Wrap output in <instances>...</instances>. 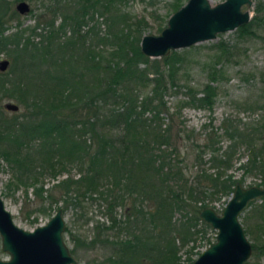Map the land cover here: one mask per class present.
Segmentation results:
<instances>
[{
	"label": "trees",
	"instance_id": "16d2710c",
	"mask_svg": "<svg viewBox=\"0 0 264 264\" xmlns=\"http://www.w3.org/2000/svg\"><path fill=\"white\" fill-rule=\"evenodd\" d=\"M123 1L51 0L32 25L17 20L8 30L18 14L6 13L0 0V51L10 57L0 99L21 108L7 114L0 105V157L13 181L32 187L40 210L58 201L62 211L84 198L96 203L104 219L84 245L108 251L109 264H190L196 235L211 228L199 209L242 181L226 172L238 145L249 150L243 174L255 172L264 184V121L245 130L224 116L197 132L174 122L181 104L211 109L226 46L215 44L201 94L186 85V99L171 109L164 95L179 87L181 54L144 55L138 42L146 23L120 11ZM94 13H104L103 29L91 22ZM254 19L237 26L238 34H252ZM63 172L48 187L39 181ZM259 199L254 228L264 235ZM188 242L181 263L178 249Z\"/></svg>",
	"mask_w": 264,
	"mask_h": 264
},
{
	"label": "rangeland",
	"instance_id": "374dc122",
	"mask_svg": "<svg viewBox=\"0 0 264 264\" xmlns=\"http://www.w3.org/2000/svg\"><path fill=\"white\" fill-rule=\"evenodd\" d=\"M6 13L14 10V4L18 0H6ZM29 4V10L25 13H18V18H10L6 23L8 30H12L16 22L20 26L32 25L39 11H42L46 4L51 0H25ZM186 0H124L116 7L126 13L131 20H142L145 22L142 34L158 33L157 27L160 29L166 24L168 15L174 10L171 7L172 2L178 3L180 6ZM220 0H210L215 3ZM241 9H247L250 18L255 17L251 24L252 34H238L236 28L216 33L212 39L195 42L187 47L176 48L181 54V64L177 72L178 89L169 91L164 95L166 103L173 109L182 99H186V85H191L196 91V95H200V88L207 81L206 72L207 64L211 62L214 53V47L217 42H222L226 46L227 59L220 67L221 76L215 81H211L215 85L214 102L210 110L206 108L196 107L190 104H181L178 109V118H174V122L179 123L182 120L186 128H191L197 132L203 124L210 123L216 126L220 123L224 116L232 119L233 123L238 124L241 129L258 128L264 121V0H252L248 6L241 5ZM32 10V11H31ZM249 18V19H250ZM56 18L55 23H57ZM91 22L97 23L98 29L105 27L107 19L104 13L99 15L94 13ZM38 30V29H37ZM141 34V35H142ZM8 60L7 67H10V57L3 51H0V59ZM152 58V57H151ZM4 101L15 102L13 98L0 99V105L3 111L10 114V110L2 106ZM21 108L18 107L17 111ZM256 133V132H255ZM255 137L256 135L253 134ZM259 139H256V146L259 145ZM223 143L226 140L222 141ZM249 150L243 145H238L232 154L230 167L226 170L233 177L239 178L242 175V185L257 184L259 175L255 172H242L240 163L243 162ZM70 173L75 174L74 168H70ZM65 172L58 174L56 177L44 175L39 181L44 187H48L56 179L64 177ZM10 180V181H9ZM0 195L3 198L5 207L11 212L13 221L24 229H31L36 225L44 223L49 216L60 205V201L51 205L50 208L40 210L38 200L32 194V187H24L18 185L10 177L8 166L0 157ZM228 195H221L218 199L209 202V206L213 207L217 212L223 207ZM260 199H253L239 213L238 219L243 231L252 245L250 256L243 264H264V235L255 230L254 223L258 221L256 211L259 207ZM62 212L64 219V229L62 238L69 249V252L76 264H109L106 259L108 251L97 246L86 247L84 242L87 241L92 234V225L96 220L104 219L103 212L97 207L96 203L90 202L85 198L81 202V207H72L68 205ZM214 229L209 228L202 235H196V242L193 251H200L206 247L209 241L214 239ZM78 240H76V239ZM186 245L178 249L179 261L184 263V250L190 245ZM193 252L190 257H195ZM7 253L0 249V258H6Z\"/></svg>",
	"mask_w": 264,
	"mask_h": 264
},
{
	"label": "water",
	"instance_id": "95a60500",
	"mask_svg": "<svg viewBox=\"0 0 264 264\" xmlns=\"http://www.w3.org/2000/svg\"><path fill=\"white\" fill-rule=\"evenodd\" d=\"M252 0H186L173 10L166 24L158 33H144L138 45L148 57H160L171 49L187 47L195 42L212 39L216 33L231 30L246 23L250 14L241 5H250ZM18 13L29 10L25 0L14 4ZM8 64L0 59V71ZM2 106L11 111L18 109L12 101ZM264 195V184L242 185L235 181L232 192L223 207L217 212L207 205L201 207L198 216L214 229V239L201 249L190 264H243L249 257L251 245L239 222V213L250 200ZM64 219L57 207L42 224L24 229L14 221L0 195V249L7 253L0 264H76L62 238Z\"/></svg>",
	"mask_w": 264,
	"mask_h": 264
},
{
	"label": "flooded vegetation",
	"instance_id": "af4514ba",
	"mask_svg": "<svg viewBox=\"0 0 264 264\" xmlns=\"http://www.w3.org/2000/svg\"><path fill=\"white\" fill-rule=\"evenodd\" d=\"M250 245H251V244H250ZM252 249H253V248H252V245H251V251H252ZM250 254H251V252H250ZM249 256H250V255H249ZM246 260H247V259H246ZM246 260H245V261H246ZM245 261H244V262H245ZM244 262H243V263H244Z\"/></svg>",
	"mask_w": 264,
	"mask_h": 264
}]
</instances>
